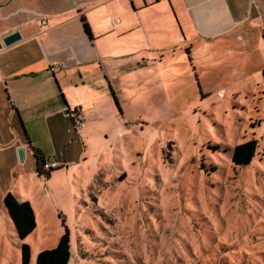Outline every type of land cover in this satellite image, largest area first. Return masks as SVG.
I'll return each instance as SVG.
<instances>
[{
	"label": "rangeland",
	"instance_id": "rangeland-1",
	"mask_svg": "<svg viewBox=\"0 0 264 264\" xmlns=\"http://www.w3.org/2000/svg\"><path fill=\"white\" fill-rule=\"evenodd\" d=\"M165 2L139 12L157 27L143 86L113 76L118 100L101 107L92 145L75 131L70 163L41 179L29 162L12 187L37 216L23 242L0 201V264H21L22 243L34 264L63 226L69 264H264V22L220 44ZM251 139V164L235 166L233 149Z\"/></svg>",
	"mask_w": 264,
	"mask_h": 264
},
{
	"label": "crops",
	"instance_id": "crops-1",
	"mask_svg": "<svg viewBox=\"0 0 264 264\" xmlns=\"http://www.w3.org/2000/svg\"><path fill=\"white\" fill-rule=\"evenodd\" d=\"M161 1L176 15L185 11L189 27L220 44L229 36L243 43L255 22H264V0H0V201L22 182L29 162L36 171L32 149L60 168L71 161L75 131L92 145L93 127L107 116L101 107L118 100L115 76L124 86H143L135 78L148 75L145 58L157 27L139 12ZM111 7L121 8L128 21L106 20ZM14 32L21 40L5 48L2 39ZM66 108L84 122L82 130L74 129Z\"/></svg>",
	"mask_w": 264,
	"mask_h": 264
},
{
	"label": "trees",
	"instance_id": "trees-1",
	"mask_svg": "<svg viewBox=\"0 0 264 264\" xmlns=\"http://www.w3.org/2000/svg\"><path fill=\"white\" fill-rule=\"evenodd\" d=\"M158 2V1H156ZM84 32L88 37H90L91 30L85 20H81ZM71 117V124L74 127L73 115L74 112H69ZM75 129V127H74ZM76 130V129H75ZM258 141L251 139L248 142H244L233 149L231 154L232 163L235 166H249L257 153ZM33 156L35 159L36 173L39 178L48 179L51 173L56 169H61L62 167H57L49 172H42L41 165L45 162V158L39 153V151L32 149ZM2 206L7 212L10 222L12 223L15 231V235L20 242H23L30 234H32L36 229V217L33 209L31 208L29 202H23L15 198L12 194H7L4 196L2 201ZM60 221L63 226L64 219L60 216ZM64 232L59 237L56 246L53 249L40 251L34 264H69L70 263V233L68 229L63 226ZM21 254V264L30 263V251L27 244L22 243L20 248Z\"/></svg>",
	"mask_w": 264,
	"mask_h": 264
},
{
	"label": "built area",
	"instance_id": "built-area-1",
	"mask_svg": "<svg viewBox=\"0 0 264 264\" xmlns=\"http://www.w3.org/2000/svg\"><path fill=\"white\" fill-rule=\"evenodd\" d=\"M118 21H115L112 23V25L117 24ZM42 25L45 24V21L41 22ZM51 72L54 71V68L50 69ZM74 113L76 114V112L74 111ZM73 123H74V127L76 130H82L85 127L84 122L78 117V115H73ZM57 167H59L58 162L55 159H50V160H46L45 162H43V164L41 165V170L42 172L46 173L49 172L52 169H56ZM41 179H43V177H41Z\"/></svg>",
	"mask_w": 264,
	"mask_h": 264
},
{
	"label": "water",
	"instance_id": "water-1",
	"mask_svg": "<svg viewBox=\"0 0 264 264\" xmlns=\"http://www.w3.org/2000/svg\"><path fill=\"white\" fill-rule=\"evenodd\" d=\"M20 40H21V36L19 35V32H14V33H12L9 36L4 37L2 39V43H3L5 48H8V47L14 45L15 43H17ZM68 114H69V111L66 108V111L64 112V115H68ZM17 154H18L19 161L22 162L23 158H24V150L20 149Z\"/></svg>",
	"mask_w": 264,
	"mask_h": 264
}]
</instances>
